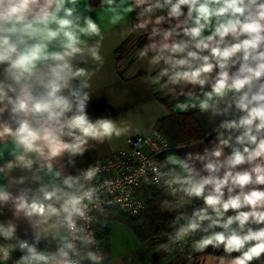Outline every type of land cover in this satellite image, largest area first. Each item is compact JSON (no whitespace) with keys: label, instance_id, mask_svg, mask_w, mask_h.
Listing matches in <instances>:
<instances>
[{"label":"clouds","instance_id":"clouds-1","mask_svg":"<svg viewBox=\"0 0 264 264\" xmlns=\"http://www.w3.org/2000/svg\"><path fill=\"white\" fill-rule=\"evenodd\" d=\"M78 2L0 0V141L11 138L15 146L14 159L0 166V173L10 176L9 184L0 186V209L9 208L14 218L0 222V237L15 243L0 244V259L19 250L23 255L15 264H102L104 259L92 250L94 234L78 226L88 219L97 191L91 182L100 168L76 175L65 168L75 167L90 141L119 138L131 126L87 114L91 75L76 60L102 61L100 40L83 39L100 37L101 30L78 13ZM103 3L113 13L112 23L122 18L116 0ZM123 11H136L134 30L151 26L139 55L152 53L149 71L159 69L157 82L166 77L163 88L222 118L213 129L215 141L202 153L149 163L154 181L163 182L171 195L200 198L204 205L174 217L175 231L161 247L201 233L194 248L222 249L219 264L259 260L264 256V0H132ZM17 168L30 176L13 177ZM41 173L54 179L43 183ZM28 181L39 187L9 191ZM20 220L30 227L32 242L16 235ZM41 240L55 242V250H41Z\"/></svg>","mask_w":264,"mask_h":264},{"label":"crops","instance_id":"crops-1","mask_svg":"<svg viewBox=\"0 0 264 264\" xmlns=\"http://www.w3.org/2000/svg\"><path fill=\"white\" fill-rule=\"evenodd\" d=\"M131 2L132 0H116V6L122 18L115 23L111 22L113 13L108 10V6L103 3V0H79L77 4L78 13L90 16L101 30L100 37H83V39L89 44L100 40L102 61L97 62L90 57H85L87 63H83L79 57L76 60L77 65L87 68L91 75V87L88 89L91 99L87 106V114L92 120L110 117L122 127L130 125L131 131L119 138L113 137L111 140L106 139L103 142L90 141L89 150L83 156L75 158V167L65 168L66 174L76 175L84 165L104 160L126 150V142L129 138L147 136L154 130H158L157 127L160 123L172 113L196 114L205 126L212 125L214 121L222 119L221 117L213 118L210 111L201 112L198 106L191 107L192 103L198 105V101H190L185 96L173 95L167 88H163L161 85L167 80L166 77L157 82L156 77L159 69L149 71V60L152 53H149L147 57L139 55L140 50L149 42L148 32L151 31V26L148 29H136L139 31L138 36L129 42L125 53L119 54L130 40L134 25L137 23L136 11H123ZM85 5H91L92 10L86 11ZM184 11L186 12L187 9L185 8ZM156 14L166 15V12L158 10ZM173 23H175L174 20ZM162 26L167 28L169 24L165 23ZM188 88L191 86L189 85ZM214 141L215 134L192 143L196 144L195 146H173L162 160L164 161L167 157L183 158L188 152L202 153L203 149L211 147V143ZM201 142L203 143L201 144ZM14 151L15 146L11 138L0 141V166L14 159ZM230 151V148L225 149L226 153H230ZM66 159L65 157L62 162L66 163ZM196 167L199 169L202 166L197 163ZM55 170L54 168V172ZM11 175L13 177L30 176V173L17 168L12 171ZM41 175L44 177L43 183H49L54 179V175L44 173ZM9 179L10 176L0 173V186H7ZM21 187H31L35 190L39 187V183L28 181L24 185H12L9 191L15 195L18 194ZM174 196L175 210L178 214L187 212L191 215L193 209L204 206L203 200L200 198H181L182 194L180 193ZM228 214H233L232 210H229ZM122 215L115 214L110 218L106 214L108 227L105 230L100 227L101 220L97 222L96 228L104 257L102 264H219L218 257L223 254L222 249L215 250L210 246L211 250L201 252L194 248V241L200 238L201 233L190 235L177 244L171 245L168 249L162 248L161 245L167 244L169 237L163 240L159 246L152 247L148 243H144L133 226L132 220ZM13 219L9 208L0 209V222L6 223ZM17 225L16 235L20 239H28L32 236V231L25 221L20 220ZM216 230L220 231L221 229L217 228ZM4 243L11 244L15 241L6 242L0 237V244ZM45 243L47 251L55 250V242L49 243L45 240ZM232 255L239 254L233 253ZM18 258L19 250L10 251V258L7 261L0 259V264H15ZM85 264H89V262L85 260ZM251 264H264V256Z\"/></svg>","mask_w":264,"mask_h":264},{"label":"built area","instance_id":"built-area-1","mask_svg":"<svg viewBox=\"0 0 264 264\" xmlns=\"http://www.w3.org/2000/svg\"><path fill=\"white\" fill-rule=\"evenodd\" d=\"M126 146V150L81 168V171L90 166L100 168V172L91 182V186L97 191L94 202L88 204V219L78 221V226L82 225L94 234L96 243L92 250L100 255L102 246L96 228L99 220L101 229L105 230L108 227L106 214L109 212L139 217L146 209V201L153 193L168 196L172 191L163 182L157 184L154 181L155 173L149 166L150 162H163V157L173 148L160 131L156 129L147 136L129 138ZM142 167L143 174L140 172ZM27 240L32 242V236ZM38 247L47 251L45 240H41ZM22 255L23 253L19 251L18 259Z\"/></svg>","mask_w":264,"mask_h":264},{"label":"trees","instance_id":"trees-1","mask_svg":"<svg viewBox=\"0 0 264 264\" xmlns=\"http://www.w3.org/2000/svg\"><path fill=\"white\" fill-rule=\"evenodd\" d=\"M139 31L133 30V34L119 54L125 53L129 42L138 36ZM220 119L214 121L212 125H204L196 114H175L172 113L163 120L157 127L171 146L189 145L215 134L213 129L219 124ZM146 209L139 217H129L133 222L138 234L144 243H161L174 232L172 221L179 215L175 210V196H161L153 193L146 201ZM122 215L119 212H109L108 217ZM123 216V215H122ZM207 251L211 249H206Z\"/></svg>","mask_w":264,"mask_h":264},{"label":"rangeland","instance_id":"rangeland-1","mask_svg":"<svg viewBox=\"0 0 264 264\" xmlns=\"http://www.w3.org/2000/svg\"><path fill=\"white\" fill-rule=\"evenodd\" d=\"M163 242V241H162ZM161 242V243H162ZM161 243H157V244H155V243H151V242H148V244L150 245V246H152V247H157V246H159Z\"/></svg>","mask_w":264,"mask_h":264}]
</instances>
